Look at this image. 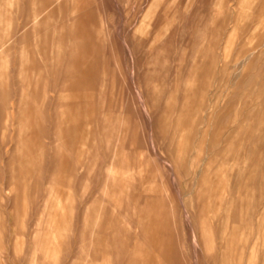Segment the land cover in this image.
<instances>
[{
  "label": "rangeland",
  "instance_id": "obj_1",
  "mask_svg": "<svg viewBox=\"0 0 264 264\" xmlns=\"http://www.w3.org/2000/svg\"><path fill=\"white\" fill-rule=\"evenodd\" d=\"M36 263L264 264V0H0V264Z\"/></svg>",
  "mask_w": 264,
  "mask_h": 264
},
{
  "label": "bare ground",
  "instance_id": "obj_2",
  "mask_svg": "<svg viewBox=\"0 0 264 264\" xmlns=\"http://www.w3.org/2000/svg\"><path fill=\"white\" fill-rule=\"evenodd\" d=\"M83 138H84V137H83ZM85 138H86V137H85ZM86 140H87V139H86ZM78 149H79V148H78ZM83 149H84V148H83ZM85 149H86V148H85ZM78 151H79V150H78ZM78 151H77V152H78ZM80 151H81V150H80ZM77 155H79V153H78ZM81 156H82V155H81ZM77 157H78V156H77ZM80 158H81V157H80ZM80 161H81V160H80ZM80 161H79V162H80ZM112 168H113V167H112ZM118 170H119V169H118ZM121 175H122V174H121ZM64 186H65V185H64ZM55 187H56V186H55ZM69 187H70V186H69ZM51 189H52V188H51ZM72 190H73V189H72ZM150 190H151V189H150ZM147 191H148V190H147ZM53 193H54V192H53ZM60 193H61V192H60ZM56 196H57V195H56ZM59 196H61V195H59ZM56 198H57V197H56ZM64 198H65V196H64ZM69 199H70V198H69ZM63 200H64V199H63ZM63 200H62V201H63ZM62 201H59V202H62ZM57 202H58V201H57ZM63 202H64V201H63ZM70 202H71V201H70ZM66 203H67V202H66ZM59 204H60V203H59ZM56 205H58V204H56ZM60 205H61V204H60ZM61 206H62V205H61ZM61 208H62V207H61ZM63 208H64V207H63ZM63 208H62V209H63ZM59 209H60V208H59ZM67 210H68V209H67ZM67 210H66V211H67ZM61 211H62V210H61ZM51 213H52V212H51ZM58 214H59V213H58ZM60 214H61V212H60ZM61 215H62V214H61ZM61 215H60V216H61ZM56 216H57V214H56ZM64 218H65V217H64ZM51 219H52V218H51ZM51 221H52V220H51ZM151 221H152V220H151ZM58 222H59V221H58ZM60 222H61V221H60ZM60 222H59V223H60ZM50 223H51V222H50ZM54 223H55V221H54ZM151 223H152V222H151ZM47 225H48V224H47ZM59 225H60V224H59ZM56 226H57V225H55V227H56ZM61 226H62V225H61ZM46 229H47V228H46ZM147 230H148V229H147ZM57 233H58V232H57ZM54 235H56V234H54ZM58 235H59V233H58ZM64 236H66V235H64ZM100 236H101V235H100ZM60 237H61V236H60ZM57 238H58V237H57ZM61 238H62V237H61ZM102 238H103V237H102ZM155 238H156V237H155ZM48 240H49V239H48ZM55 240H56V239H55ZM56 241H58V240H56ZM53 242H54V241H53ZM105 242H106V241H105ZM20 243H21V241H20ZM101 243H102V242H101ZM21 245H22V244H21ZM49 245H50V244H49ZM59 246H60V245H59ZM155 246H156V245H155ZM20 247H21V246H20ZM60 247H61V246H60ZM21 249H22V248H21ZM60 249H61V248H60ZM40 253H41V252H40ZM136 254L139 255L138 253H136ZM107 255H108V254H107ZM153 256H154V255H153ZM155 256H156V255H155ZM34 257H35V256H34ZM103 257H104V256H103ZM109 257H110V256H109ZM107 258H108V257H107ZM150 261H151V260H150ZM37 263H38V262H37ZM37 263H36V264H37Z\"/></svg>",
  "mask_w": 264,
  "mask_h": 264
}]
</instances>
